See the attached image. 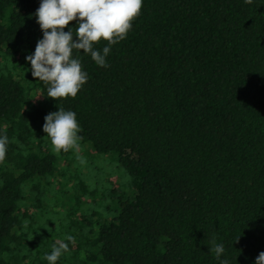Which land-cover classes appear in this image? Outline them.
<instances>
[{"label":"trees","instance_id":"1","mask_svg":"<svg viewBox=\"0 0 264 264\" xmlns=\"http://www.w3.org/2000/svg\"><path fill=\"white\" fill-rule=\"evenodd\" d=\"M38 5L0 0V264H47L65 235L55 264H218L213 237L230 264H252L264 251V0H142L107 67L79 52L88 79L57 103L33 100L46 85L24 72ZM57 108L76 113L79 149L112 153L131 178L133 197L95 226L87 207L110 182L70 170L88 154L52 152L41 125ZM49 193L72 196L46 219Z\"/></svg>","mask_w":264,"mask_h":264},{"label":"clouds","instance_id":"2","mask_svg":"<svg viewBox=\"0 0 264 264\" xmlns=\"http://www.w3.org/2000/svg\"><path fill=\"white\" fill-rule=\"evenodd\" d=\"M244 2L251 4L252 0ZM141 6L142 0H39L31 15L35 16L42 35L36 41L34 51L24 56L30 65L24 68V72L30 71L31 76L38 78L37 81L43 82L46 88L33 100L52 98L57 103L58 98H74L88 79L79 52L90 56L97 66L107 67L106 57L111 45L126 37L133 19L140 14ZM74 20V26L65 31V26ZM101 40L106 43L101 48L95 47ZM74 50L79 51L74 54ZM43 121L41 130L48 137L53 153L79 150L80 127L74 111L57 108L47 113ZM8 144L9 137L0 131V161L5 157ZM73 239L71 235H65L42 259L47 264H55L70 251ZM209 251L214 253L218 264H230L223 242L217 243L213 237ZM252 264H264V251L257 254Z\"/></svg>","mask_w":264,"mask_h":264},{"label":"rangeland","instance_id":"3","mask_svg":"<svg viewBox=\"0 0 264 264\" xmlns=\"http://www.w3.org/2000/svg\"><path fill=\"white\" fill-rule=\"evenodd\" d=\"M78 152L81 155L88 154V157L84 156V159H78L80 164L79 172L75 170L74 164L69 163V168L75 175H83L85 171H88L87 168L90 167L87 174L89 179L101 177L104 183L110 182L108 185H99V189L95 193L92 204L87 207L90 212H97L91 219V225L95 226L99 221L106 218V215H109L108 212H102L104 211V206L113 208L116 205V198L118 197H120L122 200L131 199V197H133L134 188L129 184L131 179L130 176L126 173L122 166L115 161L114 155L112 153H109L108 155H94L90 153L91 151H89L87 146L85 148L79 149ZM79 153H77V155H79ZM85 159L91 162L89 166H84V164H86ZM72 178L73 177L70 179ZM62 188L63 185H60L58 190L61 191ZM113 193H115V196H113ZM47 196L48 199L44 201L45 209L42 208L41 210L42 213L45 212L43 216L46 219L56 217L58 214H64L65 212L63 210L65 209L57 208V206L62 205L63 202L70 204L72 194H69L68 198L60 195L54 196L52 193L47 194ZM99 199L100 201H98Z\"/></svg>","mask_w":264,"mask_h":264}]
</instances>
